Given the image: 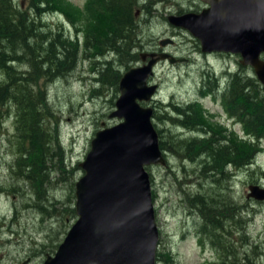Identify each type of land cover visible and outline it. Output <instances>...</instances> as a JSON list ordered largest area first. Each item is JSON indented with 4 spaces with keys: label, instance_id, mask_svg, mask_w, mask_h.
Instances as JSON below:
<instances>
[{
    "label": "rangeland",
    "instance_id": "1",
    "mask_svg": "<svg viewBox=\"0 0 264 264\" xmlns=\"http://www.w3.org/2000/svg\"><path fill=\"white\" fill-rule=\"evenodd\" d=\"M69 1L79 13L87 12V0ZM24 2L15 0L17 4L22 3L23 7L26 6ZM197 5L194 0H140L136 11L138 46L135 44L132 53H137L138 58L141 53L147 56L144 62H140L139 58L131 62L130 66L147 63L150 53H166L175 59L173 63L167 59L156 61L154 74L149 80L157 85V91L153 99L145 103L153 107V123L162 143L168 136H174L171 142L174 153L165 150L166 166H147L156 223L160 231L159 259H156V264H228L221 260L217 243L220 247L228 244L240 264L245 254L251 258L260 254L254 264H264V202L246 198L250 184L264 186V140L260 141L257 155L249 168L235 171L228 166L230 179H218L220 181L216 183L206 180L205 175L198 170L204 166L202 162L205 157L194 163L175 151L178 144L176 139L185 140L196 134L176 126L167 118L176 116L168 111L170 102L180 106L197 104L204 111L199 123L209 128L215 139L224 129L232 132L238 143L247 138L241 124L233 126L232 118L229 113H225L221 100L222 94L227 91L228 75L241 71L251 77L254 76L252 68L244 66L242 69L238 55L200 53L196 50L200 46L198 39L184 29L174 28L167 20L170 15L181 13V9H194ZM62 13H49L44 17L46 30H60L65 37L74 40L78 31ZM103 23L104 20L98 18V24ZM81 29L85 27L81 26ZM83 38L81 32L78 37L80 44ZM96 59L97 55L93 53L80 52L73 71L50 81H41L47 91L46 101L52 115L49 116L50 122L58 130L57 151L61 148V162L65 170L56 169L53 172L55 178L48 190L49 202H53L54 208L60 211L57 215L51 211V207L41 217L33 206L34 197L30 194L28 184L13 173L16 148L13 109L5 114L0 123V264H43L47 254H54L75 220V217L68 216L65 206L69 205L71 199V185L82 174L79 163L84 160L95 131L117 122L116 118H110L109 115L115 109L119 89L115 91L108 84L95 83L98 67ZM121 69L126 71L123 67ZM206 74L219 82L215 92L207 91L209 78ZM1 76L0 73V79ZM212 95L218 102L212 100ZM211 133L206 137L209 138ZM201 198L208 205L210 202L217 205L220 210L224 209V205L228 209L239 207L238 214L246 218L245 231L240 228V217L237 219L241 222L238 223L240 227L230 226L224 220L226 225L223 223V228L218 225V233L223 234L224 240L219 238L215 244L205 233L208 228L199 209L202 208L199 203ZM244 236L247 239L245 245L242 243Z\"/></svg>",
    "mask_w": 264,
    "mask_h": 264
},
{
    "label": "trees",
    "instance_id": "2",
    "mask_svg": "<svg viewBox=\"0 0 264 264\" xmlns=\"http://www.w3.org/2000/svg\"><path fill=\"white\" fill-rule=\"evenodd\" d=\"M24 3L25 7L22 3H15V0H0V123L5 114L13 109L16 122L13 173L28 184L34 197L33 206L43 217L51 207L54 214L60 212L54 208L53 202H49L48 190L55 178L53 172L63 170L64 164L61 162V148L57 151L58 130L50 122L49 116L52 115L46 101L47 91L41 81H50L73 71L80 52L93 53L97 55L98 66L95 83L108 84L118 91L119 79L124 73L121 68L127 70L131 62L139 59L138 54L132 51L135 44L138 46L136 11L140 0H87V12L84 10V13H79L69 0H25ZM60 11L78 31L74 40L65 37L60 30H46L44 17ZM98 18L104 20L103 25L98 24ZM81 26L85 29L82 30ZM81 32L84 40L80 44L78 37ZM228 77L230 79L225 87L227 91L222 94L221 105L225 113H229L232 120L245 130L247 138L241 139V142L239 140V143L235 141L237 137L225 129L215 139L210 129L199 123L204 111L197 104L180 106L170 102L168 105V111L176 116L167 118L176 126L196 134L193 138L176 139V153L194 163L205 157L202 162L204 166L198 170L211 183L220 181L218 179L229 180L231 173L228 166L235 171L249 168L257 155L260 141L264 140V87L255 75L250 77L241 71ZM208 78L207 91L215 92L219 83L211 75ZM210 133L212 135L207 138ZM172 140L173 135L166 140L170 147L160 139V148L165 157L166 149L174 153ZM202 200H199L202 207L199 209L207 222L205 233L215 244L219 238L224 240L223 234L218 233L219 226L223 228L224 220L236 227L241 223L237 220L240 217L242 223L239 227L245 231L246 218L238 214L239 207L228 209L224 205V209L220 210L212 202L208 205ZM68 203L65 206L68 216L76 217L74 184L71 185ZM242 243L247 244L245 236ZM216 248L221 252L219 256L223 262L240 264L228 244L220 247L217 243ZM157 253L156 259H159ZM256 258L245 254L241 264H254Z\"/></svg>",
    "mask_w": 264,
    "mask_h": 264
},
{
    "label": "water",
    "instance_id": "3",
    "mask_svg": "<svg viewBox=\"0 0 264 264\" xmlns=\"http://www.w3.org/2000/svg\"><path fill=\"white\" fill-rule=\"evenodd\" d=\"M201 12L170 15L168 22L198 39L203 53L237 54L264 86V0H202ZM168 41V40H167ZM119 79L113 125L95 131L74 183L76 218L43 264H156L159 230L149 165L166 166L153 123L150 83L156 61L174 57L150 53ZM147 54L139 58L145 61ZM104 125V123H102ZM247 199L264 202V186L250 184Z\"/></svg>",
    "mask_w": 264,
    "mask_h": 264
},
{
    "label": "flooded vegetation",
    "instance_id": "4",
    "mask_svg": "<svg viewBox=\"0 0 264 264\" xmlns=\"http://www.w3.org/2000/svg\"><path fill=\"white\" fill-rule=\"evenodd\" d=\"M194 1L198 3V5L194 9H188V10L181 9V11H180L181 13L178 12L175 15H181V14H184V13H187V12H195V13H198V12H201L203 9H205V8L208 7V4L206 2H204V1H202V0H194ZM174 28L183 30L182 28H179V27H176V26H174ZM200 49H201V46L198 45L197 48H196V50L199 51L200 53H203L202 51H200ZM203 54H228V53H223V52H210V53H203ZM140 62H142V61L140 60ZM140 62L138 64H140ZM206 75H208V74H206Z\"/></svg>",
    "mask_w": 264,
    "mask_h": 264
},
{
    "label": "bare ground",
    "instance_id": "5",
    "mask_svg": "<svg viewBox=\"0 0 264 264\" xmlns=\"http://www.w3.org/2000/svg\"><path fill=\"white\" fill-rule=\"evenodd\" d=\"M209 75V74H208ZM219 83V82H218ZM206 89V88H205ZM38 247V246H37Z\"/></svg>",
    "mask_w": 264,
    "mask_h": 264
}]
</instances>
